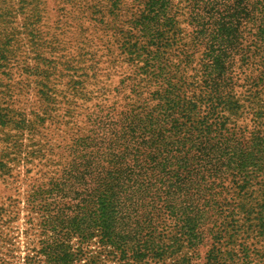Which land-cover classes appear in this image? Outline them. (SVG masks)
Instances as JSON below:
<instances>
[{"label":"trees","instance_id":"16d2710c","mask_svg":"<svg viewBox=\"0 0 264 264\" xmlns=\"http://www.w3.org/2000/svg\"><path fill=\"white\" fill-rule=\"evenodd\" d=\"M94 1L104 55L130 72L103 92L90 45L40 50L42 0L11 5L31 62L21 30L0 31V181L22 174L23 134L42 167L0 197V264H189L204 240L206 264L263 263L264 0ZM32 79L46 110L28 120L10 100ZM58 126L61 144L39 142Z\"/></svg>","mask_w":264,"mask_h":264},{"label":"rangeland","instance_id":"374dc122","mask_svg":"<svg viewBox=\"0 0 264 264\" xmlns=\"http://www.w3.org/2000/svg\"><path fill=\"white\" fill-rule=\"evenodd\" d=\"M93 4H95L94 0H75V2L73 3H67L65 0H42V3L39 5L40 8L38 14L40 20L36 23L34 30H36L38 34H40L43 38L42 41H40L42 43V46H40V50L48 49L46 45L52 43L51 41L53 35L56 39H60L62 36L63 41H65V45L67 47V51L65 52V54H67V52H70L74 55L81 53V51H79L81 47L87 48L88 45H90L91 48H89L88 50L95 54V58L98 61L96 68L100 76V79L96 80L94 88L97 91L101 90L103 92L107 87H109V85H112L111 80H113V76H115V74H113L114 71H120L125 74L130 72L129 69L126 68L125 64L117 61L115 52L110 57H106L104 55L105 46L109 44L107 39L105 38L102 40V42L100 41V36H102L103 33L100 29L93 25L91 16L92 13L90 12L91 9L89 8ZM11 5H14V7H18L17 0H0V31H8L11 26L16 27L18 31L21 30L18 35L20 44L22 45V49L18 51V54H20L19 58H21L22 54V57L25 55V57H27L31 62L32 59L30 58H32V53L26 52L24 54V51H26L25 49H29L28 46L30 44V42L28 41V31H24L22 30L23 28L20 27L28 19L25 18V14H21L19 13V11L17 12V14H15V11L13 10V7ZM88 39H90L91 41L87 42L89 41ZM16 45L17 43H15V46ZM60 53H62V51L57 54ZM74 55L72 56H77ZM42 56L53 58L54 54H50L44 51ZM121 66L122 69H120ZM0 78H2L1 75ZM18 78H22V76H15V81ZM36 89V82L32 79L30 91H22L19 94H12L15 96L10 100V102H12L14 108H16V115L24 113L25 117L30 120L33 118L35 112L38 113V111L42 112L46 110V108H43L44 102L40 101L38 98ZM0 104H2V102H0ZM57 112L61 118L65 112V106L60 105ZM60 128L61 127L59 126L56 129L54 128L55 134L51 138L49 137L50 133H48L47 130H41L38 133L37 138L44 137L45 139H42L39 142H47L45 146L52 147L56 146L57 144H61L60 140L63 138V132L61 133ZM59 132L61 135H59ZM0 135H2V132H0ZM29 135L26 133L23 134L21 138H18V141L23 144L22 147L26 151H28L27 153H24L22 155V160L19 165L22 174L19 176L17 182L14 183L6 184L0 181V197H17L19 193L23 192L26 189L27 184L25 183V176H31L35 173L36 168H42L38 159H36L34 156H30L31 151L36 146L32 144V141L28 140ZM28 161H30L31 163H27ZM23 212L20 214V220L15 223L13 227L14 230H19L18 233L21 231V229L24 228L22 218L24 214ZM18 239L20 241V249L17 250L15 254L18 255L20 253V255H23V253L21 254V252L25 246V239L22 234L19 235ZM211 248V241L204 240V242L200 244L197 250L194 252V255L189 258V264H206L207 254L209 249ZM168 262H170L169 259L166 260V263ZM257 264H264V262H260Z\"/></svg>","mask_w":264,"mask_h":264}]
</instances>
